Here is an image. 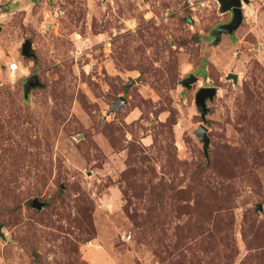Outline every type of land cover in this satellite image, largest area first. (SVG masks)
I'll use <instances>...</instances> for the list:
<instances>
[{"label": "rangeland", "instance_id": "1", "mask_svg": "<svg viewBox=\"0 0 264 264\" xmlns=\"http://www.w3.org/2000/svg\"><path fill=\"white\" fill-rule=\"evenodd\" d=\"M242 12L218 40L217 0H0V264H264V0Z\"/></svg>", "mask_w": 264, "mask_h": 264}, {"label": "water", "instance_id": "2", "mask_svg": "<svg viewBox=\"0 0 264 264\" xmlns=\"http://www.w3.org/2000/svg\"><path fill=\"white\" fill-rule=\"evenodd\" d=\"M219 4V11L220 13H227L230 12L232 14L231 20L228 24L225 25H220L216 28L214 31V36L220 40L222 34H226L228 36L233 35V33L240 27V25L243 22V12H242V3L245 5L249 4V0H217ZM21 55L24 58H29L34 60L35 56L32 53L31 49V42L30 41H25L22 46H21ZM228 80L232 79L234 83L237 82V76L234 74H229L226 77ZM34 80V83H30L29 85L26 84L24 86V96L27 97L28 93L30 92V88L35 85V78H32ZM196 78L193 76H190L188 79L184 80L182 82V86L184 87H189L190 84L196 83ZM215 95V90L208 88V89H201L197 94H196V101L195 105L196 108L199 110L201 116L203 117L206 113V107H205V101L206 100H211L213 96ZM125 104V101L123 99H118L116 102H114L108 111V113H113L116 110H119L121 106ZM206 129L203 126H199L198 130L195 133L196 138L198 141L202 144V150L204 155L207 153L208 149V137L206 136ZM37 207H33L39 209L40 205H36ZM1 234V232H0Z\"/></svg>", "mask_w": 264, "mask_h": 264}, {"label": "built area", "instance_id": "3", "mask_svg": "<svg viewBox=\"0 0 264 264\" xmlns=\"http://www.w3.org/2000/svg\"><path fill=\"white\" fill-rule=\"evenodd\" d=\"M7 70L10 72V73H16L18 72V65L15 64V63H8L7 64Z\"/></svg>", "mask_w": 264, "mask_h": 264}, {"label": "crops", "instance_id": "4", "mask_svg": "<svg viewBox=\"0 0 264 264\" xmlns=\"http://www.w3.org/2000/svg\"><path fill=\"white\" fill-rule=\"evenodd\" d=\"M97 254V253H96ZM95 254V255H96ZM105 264H115L114 262H112L111 260H105Z\"/></svg>", "mask_w": 264, "mask_h": 264}, {"label": "flooded vegetation", "instance_id": "5", "mask_svg": "<svg viewBox=\"0 0 264 264\" xmlns=\"http://www.w3.org/2000/svg\"><path fill=\"white\" fill-rule=\"evenodd\" d=\"M231 14V13H230ZM231 17H232V14H231Z\"/></svg>", "mask_w": 264, "mask_h": 264}]
</instances>
